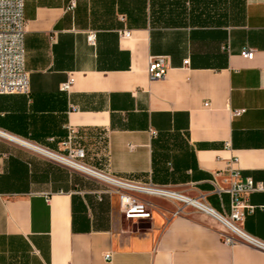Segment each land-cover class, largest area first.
Listing matches in <instances>:
<instances>
[{"label": "crops", "instance_id": "1", "mask_svg": "<svg viewBox=\"0 0 264 264\" xmlns=\"http://www.w3.org/2000/svg\"><path fill=\"white\" fill-rule=\"evenodd\" d=\"M24 11L31 91L0 94V130L61 154L82 147L93 168L226 215L215 172L264 184V0H25ZM157 55L168 68L152 80ZM143 198L151 216L127 218L103 180L0 136V264H264L204 212ZM246 200L241 226L264 241V190Z\"/></svg>", "mask_w": 264, "mask_h": 264}, {"label": "built area", "instance_id": "2", "mask_svg": "<svg viewBox=\"0 0 264 264\" xmlns=\"http://www.w3.org/2000/svg\"><path fill=\"white\" fill-rule=\"evenodd\" d=\"M72 1L70 6H74ZM25 0H0V94H29L31 91L30 73L26 69V49H25V34L27 21L25 17ZM130 35L128 30L122 32V36ZM94 34L89 35V40L94 42ZM254 50L245 48L242 55L248 58L253 57ZM187 63L188 60H185ZM168 68V61L166 56L157 55L151 56L148 65V75L152 80L162 79L166 75ZM71 80L63 84L65 89L70 87ZM242 110H234V114H239ZM0 136L12 139L28 146L36 153L42 154L50 159L59 161L69 168L78 170L103 180L119 197L120 209L127 218L144 217L149 218L152 213V204L143 198V195L155 196L160 198H171L180 200L183 205L176 208L174 214H180L185 211V207L192 206L203 212V208L197 206L194 201H198L212 209L216 210L210 204L191 198L182 193H179L167 186L158 185L152 182L141 183L128 179L116 177L96 168L87 165L84 162L86 157V150L82 147H71L67 154H61L54 150L42 148L38 144H34L27 140H23L12 136L0 130ZM59 156L66 160H60ZM237 157L231 160V163H236ZM92 168L100 173L102 176L96 175L86 170V167ZM222 177V181L220 180ZM229 179V182L227 180ZM211 183L214 186V191L219 195L229 194L230 196V211L229 215H224L232 222L236 223L238 228L236 233H228L221 230L224 240L228 244L246 243L256 248L264 250V241L251 235L245 231L241 222L245 219L248 212H252L255 208L247 202L246 196L254 191L264 190V184L260 181H255L248 176L242 178L240 169L232 165L225 171L215 172L211 178ZM175 195V196H174ZM185 196V198H178L176 196ZM264 207V206H262ZM111 254H106L110 257Z\"/></svg>", "mask_w": 264, "mask_h": 264}, {"label": "bare ground", "instance_id": "3", "mask_svg": "<svg viewBox=\"0 0 264 264\" xmlns=\"http://www.w3.org/2000/svg\"><path fill=\"white\" fill-rule=\"evenodd\" d=\"M59 159L63 160V161L66 160L65 158H63V157L61 158L60 156H59ZM84 167H86V166H84ZM86 170L89 171V172H92V173H94L96 175L102 176V173H100V172H98V171H96V170H94L92 168L86 167ZM176 197L185 198V196H182V195L181 196H176ZM194 202H195V204H197V206H200L201 208H203L202 210H203V212L206 215H209V216L215 218L218 222L223 224L225 226V228L227 227V229L229 230V233H232V232L236 233V229L238 228L236 223L232 222L229 218H227L224 215L220 214L218 211L212 209L211 207H208V206H206V205H204V204H202V203H200L198 201H194ZM185 208H187V207H185Z\"/></svg>", "mask_w": 264, "mask_h": 264}, {"label": "rangeland", "instance_id": "4", "mask_svg": "<svg viewBox=\"0 0 264 264\" xmlns=\"http://www.w3.org/2000/svg\"><path fill=\"white\" fill-rule=\"evenodd\" d=\"M160 198V197H159ZM162 199H164V200H167V201H169V202H171V203H175L176 205H177V207L178 206H180V205H183V202H181L180 200H176V199H171V198H162ZM189 207H191V208H194V207H192V206H189ZM195 209V208H194ZM220 223V222H219ZM221 224V223H220ZM218 224V228H220V230H222V231H225V232H228L229 233V230L227 229V227L225 228V226L223 225V224Z\"/></svg>", "mask_w": 264, "mask_h": 264}]
</instances>
